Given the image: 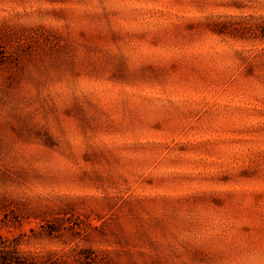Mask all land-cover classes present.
<instances>
[{
	"label": "rangeland",
	"instance_id": "rangeland-1",
	"mask_svg": "<svg viewBox=\"0 0 264 264\" xmlns=\"http://www.w3.org/2000/svg\"><path fill=\"white\" fill-rule=\"evenodd\" d=\"M2 243L264 264V0H0Z\"/></svg>",
	"mask_w": 264,
	"mask_h": 264
},
{
	"label": "trees",
	"instance_id": "trees-1",
	"mask_svg": "<svg viewBox=\"0 0 264 264\" xmlns=\"http://www.w3.org/2000/svg\"><path fill=\"white\" fill-rule=\"evenodd\" d=\"M0 264H31L25 258H21L17 252L11 250L10 245L0 244Z\"/></svg>",
	"mask_w": 264,
	"mask_h": 264
}]
</instances>
